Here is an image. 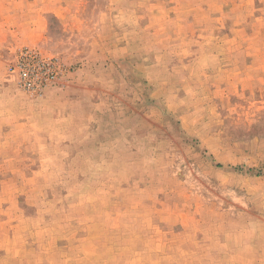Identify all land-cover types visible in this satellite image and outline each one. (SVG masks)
<instances>
[{"label": "rangeland", "instance_id": "1", "mask_svg": "<svg viewBox=\"0 0 264 264\" xmlns=\"http://www.w3.org/2000/svg\"><path fill=\"white\" fill-rule=\"evenodd\" d=\"M0 24V264H264V0H0ZM26 51L52 82L21 87Z\"/></svg>", "mask_w": 264, "mask_h": 264}, {"label": "crops", "instance_id": "2", "mask_svg": "<svg viewBox=\"0 0 264 264\" xmlns=\"http://www.w3.org/2000/svg\"><path fill=\"white\" fill-rule=\"evenodd\" d=\"M60 5L61 3L59 4L58 2L55 1V16L58 17L60 20H63L65 19V17L62 14L64 9L62 10V8H60L61 7ZM59 12L61 14H59ZM7 15L10 16L11 14L7 13ZM74 16H75V12H74ZM29 19L31 20L23 23L16 32L14 30L15 33L12 35L15 37V40L13 41V43H11L10 52L8 54H11L12 52L16 53L18 50H20L23 47H38L43 42L45 29H46L45 17L43 15H40L39 13H36L34 16H31ZM67 19L68 20H66V22L68 23L62 22L61 26L63 29L67 28L66 26H68V31H69L70 19L69 18ZM4 26L5 24H0V29L5 30ZM0 58H1V52H0ZM0 67H2L1 59H0ZM1 82L2 81L0 80V83Z\"/></svg>", "mask_w": 264, "mask_h": 264}, {"label": "built area", "instance_id": "3", "mask_svg": "<svg viewBox=\"0 0 264 264\" xmlns=\"http://www.w3.org/2000/svg\"><path fill=\"white\" fill-rule=\"evenodd\" d=\"M10 70L18 74L21 87L27 89L31 88L30 84L33 86V79L52 82L57 76V69L50 61H45L30 51L23 53Z\"/></svg>", "mask_w": 264, "mask_h": 264}]
</instances>
